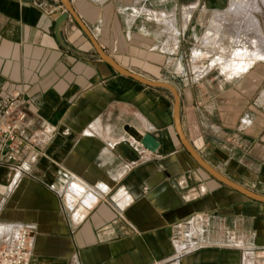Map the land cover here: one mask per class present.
<instances>
[{"label": "crops", "instance_id": "obj_1", "mask_svg": "<svg viewBox=\"0 0 264 264\" xmlns=\"http://www.w3.org/2000/svg\"><path fill=\"white\" fill-rule=\"evenodd\" d=\"M69 1L109 58L177 90L194 152L264 197V62L230 81L184 72L181 87L167 80L171 47L180 67L200 17L212 19L211 0ZM63 14L59 0H0V92L24 94L26 139H48L11 189L13 170L0 163V225L29 228L26 264H241L246 250L264 259V204L191 158L168 90L116 73L71 17L57 34ZM124 125L152 136L157 152L138 146L134 158L119 149ZM178 226L187 237L176 243Z\"/></svg>", "mask_w": 264, "mask_h": 264}, {"label": "rangeland", "instance_id": "obj_2", "mask_svg": "<svg viewBox=\"0 0 264 264\" xmlns=\"http://www.w3.org/2000/svg\"><path fill=\"white\" fill-rule=\"evenodd\" d=\"M211 4L212 19H209V14L201 17L198 15L202 21V29L197 32V39L191 41V49L185 51L184 62L180 67L178 59L181 51H177L175 46L170 49L173 53L170 71L174 73V76L167 77V80L175 87H181L178 79L179 72L186 73L191 79L210 73L225 81L244 75L245 72L233 76V67L242 62L234 58L236 47L233 40L238 30L245 25L249 24L252 31L249 34L250 37H261L264 40V0H254L249 4H245L243 0H211ZM251 18L258 23L259 29L255 30L256 33L258 32L257 36L252 29ZM258 62L264 61H254L253 64ZM252 65L249 67L251 68Z\"/></svg>", "mask_w": 264, "mask_h": 264}, {"label": "built area", "instance_id": "obj_3", "mask_svg": "<svg viewBox=\"0 0 264 264\" xmlns=\"http://www.w3.org/2000/svg\"><path fill=\"white\" fill-rule=\"evenodd\" d=\"M23 102L22 92L16 91L8 95L0 92V163L5 162L13 170L10 189L22 175L28 173L30 152L37 150L43 153L42 150L48 144V139L42 135L33 134L25 138L27 116L22 108ZM171 237L176 243L182 242L186 239V231L183 227H175ZM0 239L5 242L0 246V264H26L31 240L29 228L0 225ZM178 258L179 255H175V259ZM241 264H264V259H259L252 251L246 250Z\"/></svg>", "mask_w": 264, "mask_h": 264}, {"label": "water", "instance_id": "obj_4", "mask_svg": "<svg viewBox=\"0 0 264 264\" xmlns=\"http://www.w3.org/2000/svg\"><path fill=\"white\" fill-rule=\"evenodd\" d=\"M64 8V14L58 19L57 21V34H59L60 25L67 20L68 17H71L73 21L77 24L79 29L85 34L87 39L89 40L90 44L92 45L93 49L95 50L97 56L111 67L116 73L125 76L129 79L136 81L137 83L147 86V87H154V88H163L168 90L172 97H173V107H172V115H173V125L176 131V134L181 142L182 146L186 150V152L191 156V158L199 165L205 172H207L211 177L215 180L220 182L221 184L233 189L234 191L240 193L244 197L259 203L264 204V197L257 196L252 194L245 189L239 187L238 185L232 183L231 181L227 180L219 173H217L214 169H212L209 165H207L197 153L189 146L187 141L185 140L179 124V96L177 90L170 84L164 82H157V81H149L144 79L138 75L130 73L129 71L120 67L116 62H114L111 58H109L98 43L95 41L85 24L79 18V16L74 11L71 3L69 0H59ZM122 133L125 134L127 137L126 140L122 141L118 144V148L123 150L125 153H129L131 157L136 158V155L139 154L137 147H141L143 150L148 151L152 154L156 153L159 148V143L149 134H141L135 128L124 125L121 129Z\"/></svg>", "mask_w": 264, "mask_h": 264}, {"label": "bare ground", "instance_id": "obj_5", "mask_svg": "<svg viewBox=\"0 0 264 264\" xmlns=\"http://www.w3.org/2000/svg\"><path fill=\"white\" fill-rule=\"evenodd\" d=\"M243 2H245V4H249L251 2H254V0H243ZM243 16H244V14H243ZM250 21L252 22V23L251 22L250 23L252 24L251 26H252V29L254 31L259 29L258 23L254 18H251ZM251 32L252 31L249 27V24H247L241 30H238V32H237V34L233 40L235 47H236L234 58H236L239 61H242L239 64H237L235 67H233L234 68L233 69L234 70L233 76L237 75V74H242V73L244 74V72L246 73V71L248 70V67L250 65H252L254 63V61H264V40L261 37H257V38L256 37H253V38L250 37L249 34ZM257 33L255 31V35ZM210 35H212V34L210 33Z\"/></svg>", "mask_w": 264, "mask_h": 264}, {"label": "flooded vegetation", "instance_id": "obj_6", "mask_svg": "<svg viewBox=\"0 0 264 264\" xmlns=\"http://www.w3.org/2000/svg\"><path fill=\"white\" fill-rule=\"evenodd\" d=\"M211 6H212V4H211Z\"/></svg>", "mask_w": 264, "mask_h": 264}]
</instances>
